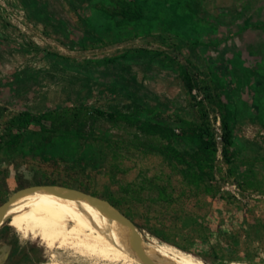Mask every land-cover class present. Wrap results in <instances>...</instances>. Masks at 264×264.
<instances>
[{"label":"rangeland","instance_id":"1","mask_svg":"<svg viewBox=\"0 0 264 264\" xmlns=\"http://www.w3.org/2000/svg\"><path fill=\"white\" fill-rule=\"evenodd\" d=\"M121 1L0 0V206L34 185L79 189L132 219L149 243L207 264H264V0H134L145 5L132 22L106 11ZM185 71L198 84L193 95ZM213 71L226 87L216 88ZM200 100L218 142L214 176L200 186L196 166L161 152L164 141L108 117H91L82 139L45 140L31 125L13 151L1 144L23 110L131 114L140 107L142 118L180 132L185 121H200ZM219 100L237 111L230 160ZM34 147L58 163L24 154ZM3 224L0 264H110L68 247L50 249Z\"/></svg>","mask_w":264,"mask_h":264},{"label":"trees","instance_id":"2","mask_svg":"<svg viewBox=\"0 0 264 264\" xmlns=\"http://www.w3.org/2000/svg\"><path fill=\"white\" fill-rule=\"evenodd\" d=\"M143 5L145 3L141 1L122 0L114 9L106 11L111 16H121L123 19L132 22L142 18ZM151 9L155 11V8ZM191 23V31L198 30V23L194 21ZM189 36L196 43L200 42L198 36L191 35V33ZM212 77L216 88L227 86L225 82H222L218 78L216 72L213 71ZM184 82L187 90L193 95L198 84L187 71L184 73ZM207 98L213 100V94L208 92ZM197 105L200 109V121H185L180 132H177L173 126L142 118L139 116L140 107L131 114L103 109L88 110L82 106L49 109L41 113L23 110L10 120L8 128V136L10 138L1 144H6L8 152L13 151L20 143L21 133L31 125L39 127L41 135L45 140L59 134H69L74 138L82 139L89 135L91 117H108L110 119L124 121L144 134L164 141L160 146L161 152L172 156L184 165L196 166L195 183L200 186V184L205 183L208 179L211 180L214 176L218 142L216 140V132L207 116L203 101H197ZM218 106L222 128L221 138L223 151L226 158L230 160L235 139L233 121L237 117V111L232 102L225 103L223 100H219ZM15 129L20 133L13 136L12 131ZM175 142L185 143L191 149L180 150ZM24 154L31 155L40 161L58 163L57 157L47 152L44 148L34 147L27 152L25 151ZM3 187L4 181L0 179V193H3ZM206 190L208 192L211 191L210 188Z\"/></svg>","mask_w":264,"mask_h":264},{"label":"bare ground","instance_id":"3","mask_svg":"<svg viewBox=\"0 0 264 264\" xmlns=\"http://www.w3.org/2000/svg\"><path fill=\"white\" fill-rule=\"evenodd\" d=\"M105 207L117 210L109 202ZM6 221L24 237L40 238L50 249L68 247L72 254L85 255L96 262L146 263L132 240V228L123 219L111 217L86 197L61 194L59 187L53 191L36 188L18 195L6 211ZM138 238L145 254L159 264H207L203 258L171 245L149 243L140 234ZM85 261L78 259L79 263Z\"/></svg>","mask_w":264,"mask_h":264},{"label":"water","instance_id":"4","mask_svg":"<svg viewBox=\"0 0 264 264\" xmlns=\"http://www.w3.org/2000/svg\"><path fill=\"white\" fill-rule=\"evenodd\" d=\"M56 187H59L61 189V194H68V195L77 194V195H81L83 197H86L87 199H89L93 203L98 204V206L104 212H106L108 215H110L111 217L123 219L124 222L132 228V240H133L134 244L136 245V248L138 249L139 254L144 258L146 264H159L154 259L147 256L145 254V252L143 251L142 246H141V242L138 238L139 237L138 227L136 226L134 221H132V219H130L128 216H126L124 213H122L118 210L112 211V210L107 209L105 206H106V202H108V201H106L100 197H97L91 193H88L86 191L79 190V189H73V188H69V187H65V186H57V185H34V186L19 189L14 194H12L10 196V198L3 205L0 206V225L2 223H4V216L6 214V211L9 207L10 203L12 202V200L15 197H17L18 195H20L22 193H25L27 191H30V190L36 189V188H41V189H46L48 191H53Z\"/></svg>","mask_w":264,"mask_h":264}]
</instances>
